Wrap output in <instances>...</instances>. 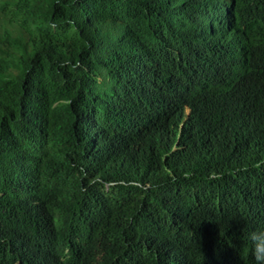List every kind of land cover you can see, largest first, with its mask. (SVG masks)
Returning a JSON list of instances; mask_svg holds the SVG:
<instances>
[{"label": "trees", "instance_id": "1", "mask_svg": "<svg viewBox=\"0 0 264 264\" xmlns=\"http://www.w3.org/2000/svg\"><path fill=\"white\" fill-rule=\"evenodd\" d=\"M0 264H264V0H3Z\"/></svg>", "mask_w": 264, "mask_h": 264}, {"label": "rangeland", "instance_id": "2", "mask_svg": "<svg viewBox=\"0 0 264 264\" xmlns=\"http://www.w3.org/2000/svg\"><path fill=\"white\" fill-rule=\"evenodd\" d=\"M3 0H0V4H2Z\"/></svg>", "mask_w": 264, "mask_h": 264}]
</instances>
